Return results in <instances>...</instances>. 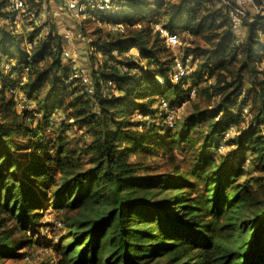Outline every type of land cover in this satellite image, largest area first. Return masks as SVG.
Here are the masks:
<instances>
[{
    "label": "trees",
    "instance_id": "trees-1",
    "mask_svg": "<svg viewBox=\"0 0 264 264\" xmlns=\"http://www.w3.org/2000/svg\"><path fill=\"white\" fill-rule=\"evenodd\" d=\"M111 4L119 8L84 16L101 23L85 44L88 86L64 57L62 34L51 26L54 34L41 35L36 25L17 33L0 0V264L41 242L40 227L55 233L41 220L45 207L60 213L53 264H264V9L247 12L236 43L217 0ZM157 26L196 44L182 54L196 70L176 84L168 78L176 55ZM203 74L214 79L212 92L199 89L216 97L213 107L193 100L178 128L168 126L159 100L185 102ZM15 88L27 98L22 109ZM66 97L67 117L82 130L75 142L72 125L53 118ZM58 123L65 131L47 138ZM223 142L230 156L217 159L211 150ZM181 147L192 151L187 168L156 172L142 162Z\"/></svg>",
    "mask_w": 264,
    "mask_h": 264
},
{
    "label": "built area",
    "instance_id": "built-area-1",
    "mask_svg": "<svg viewBox=\"0 0 264 264\" xmlns=\"http://www.w3.org/2000/svg\"><path fill=\"white\" fill-rule=\"evenodd\" d=\"M7 8L10 12H13L12 23L15 30H19V27L22 26L25 22L30 21V23L36 22L38 26L41 27L40 34L53 33L51 25H43L39 21V11L35 8H30L27 0H5ZM112 0H64L65 6L60 10H54L52 12L53 18H58L62 16H69L76 23L73 28L66 29L62 36L66 40L68 48L64 51V57L68 62H71L75 65L77 76L80 81L90 86L92 84L87 71L85 68L78 66L79 54L75 48V42L82 44H88L90 38L83 32L82 28L78 25L83 19V17L88 12L89 8H95L99 11L118 9L119 6L111 4ZM218 6L221 8L223 14L228 17L229 24L234 35L235 42L238 43L242 41L245 35V24L244 18L247 12L252 11V13H259L264 9V0L260 4H255L254 0H217ZM113 30L122 29L121 24L112 25ZM159 30L161 36L165 40V44L169 51H175L181 44L180 37L178 32L170 33L167 29L161 26L156 27ZM44 32V33H43ZM32 43L25 40L26 50L31 49ZM118 52H115L117 55ZM195 63L193 60L192 54H184L182 57L175 56L174 59V71L168 77L170 84H176L183 78H188L191 74L194 73ZM6 71L10 69L9 64L5 65ZM211 79L213 78L210 77ZM24 80V79H23ZM165 80L159 78L158 82L163 84ZM110 84V82H109ZM112 84V83H111ZM89 93L93 94L94 90L92 86L89 88ZM9 93L12 94L16 101V107L22 109L27 103V98L23 96L22 93L18 92V89L13 90L9 89ZM196 94V89L191 87L189 90V96L193 97ZM159 108L164 112L165 123L172 127L175 123V110L165 99L159 100ZM136 118L141 119L142 114L139 112L136 113ZM48 231V228H45Z\"/></svg>",
    "mask_w": 264,
    "mask_h": 264
},
{
    "label": "rangeland",
    "instance_id": "rangeland-1",
    "mask_svg": "<svg viewBox=\"0 0 264 264\" xmlns=\"http://www.w3.org/2000/svg\"><path fill=\"white\" fill-rule=\"evenodd\" d=\"M28 5L30 6V8H33L31 3L28 2ZM36 5H39L40 11H42V5L44 6V13L42 14V17L40 19L41 23L42 21H44V24H47L48 22H50L51 20H53L54 18L52 17V15L50 13H48L50 11V5L48 2H44L43 0H36ZM34 5V6H36ZM250 10V8H249ZM48 13V15H47ZM85 18L84 25H85V32L86 35L90 38V40H92L94 38L93 35V31L101 26L100 22L97 19H90V17L87 15ZM43 19V20H42ZM84 20V19H82ZM81 20V21H82ZM90 20V21H89ZM73 22V20H72ZM36 23V22H35ZM76 23L75 21L72 23L74 24ZM34 23H30V21L25 22L22 26L19 27V34L21 35H26L29 34V32L32 31V29L34 28V26H38L37 24ZM80 24V23H79ZM76 25V24H74ZM27 28L28 30L24 31V28ZM25 28V29H26ZM55 30L58 32V30L55 28ZM182 29L178 31L179 33V37H180V46L175 50V51H170L172 53V55H177L178 57H182L183 52L185 50L186 47H190V46H195V43H192V38L189 35H185L182 32ZM44 33V32H43ZM45 34V33H44ZM83 46V45H82ZM83 47H81V49H79L80 51V60H79V64L80 67L84 68V64H88V60H89V55H88V49L87 46L85 45L83 50ZM87 49V50H84ZM195 66L197 67V65L195 64ZM196 67H194V70H196ZM202 79L204 80L200 85H198L197 89L198 92L193 96L190 97L188 95V99L185 100V102L178 104V106H173L174 110H175V121L177 120V126L176 128H178V125L181 124V122L183 121V118L185 115H187L189 109H190V103L191 101L195 100L196 103L200 104L201 107H206L207 109H211L214 105V102L216 101V97L215 96H211L210 98H208L205 93H203L202 91L199 92L200 88H208L209 92H212V86L211 87H207L210 86L211 84H213L214 79L210 78L207 74H203L202 75ZM184 88H187V85L184 86ZM69 101V99L66 97L64 98V104L61 108H59L57 111H55L53 118L56 120H64L65 124H71L72 126H70L69 128V135L70 140L72 142H75L78 138L82 137V130L78 129V127L74 124L73 119L68 118L67 115H69V113L71 112V109H65V107L67 106V102ZM141 114V113H140ZM40 116H38L39 118ZM43 120V119H42ZM248 120L249 117L245 116L244 121H241L239 127L245 128L248 124ZM56 122V121H55ZM32 123H36V121L32 122ZM52 127L49 129H46L44 133V135L47 138H52L53 136H55L56 132L58 131H62L64 132L65 130H63L64 126H60L59 123L58 124H54L51 125ZM238 128L236 127H232L231 130H229L227 132V136H225V139L228 140V138L234 136L237 131ZM175 130L177 131L178 129ZM175 130H172L173 132ZM200 131H202L200 129ZM205 131V128L203 129L202 132ZM230 136V137H229ZM232 149V147L228 144H225L224 142L221 143L220 147L217 149H213L211 150V152H213L214 156L219 159L220 157H228L230 156V150ZM169 150V149H168ZM192 154V151L190 149H183L181 148H176L174 151L172 152H164L162 153V150H156L155 152H153V154L149 155V156H141V158L143 159V163L146 165H151L152 168L156 171V172H165L167 170H172L175 166L177 165H181L183 168H187V166H189L190 164V156ZM139 156L134 155L133 158H137L138 159ZM43 212V216L41 218V220L44 223H54L56 229H54L55 233L50 232L49 230L46 231V229L44 228H39L38 233L36 234L37 238H40L41 242L36 243L33 246L28 247L27 250L24 251L23 256L21 255V258L19 257L18 259H8L6 261L5 264H53L54 261V251H53V245L57 242V238H58V234L60 233L61 230H59L60 228V223H59V217H60V213L54 211V209L52 207H48L46 209V207L42 210ZM57 234V235H56Z\"/></svg>",
    "mask_w": 264,
    "mask_h": 264
},
{
    "label": "crops",
    "instance_id": "crops-1",
    "mask_svg": "<svg viewBox=\"0 0 264 264\" xmlns=\"http://www.w3.org/2000/svg\"><path fill=\"white\" fill-rule=\"evenodd\" d=\"M43 1L49 3L50 11L48 13H50L51 15H52V12L54 10H60V9H62L65 6L64 0H43ZM41 10L42 11H40V13H39V21H40V19L42 17V14L44 13V6L43 5H42V9ZM48 13H47V15H48ZM72 20H73L72 18H70L69 16L66 15V16L54 18L53 20H51L47 24L53 26L54 28H56L60 34H63L66 29H70V28H73L75 26L74 25L75 23L72 24L74 22V20H73V22H72ZM33 23L36 24L35 22H33ZM42 24L46 25V24H44V21H42ZM25 28H24V31L28 30L27 28L26 29ZM15 31L17 33H19L18 32L19 30L18 31L15 30ZM74 44H75V48H76L77 52H80L79 49H81V47L84 48V46H85V44H82V43H79V42H75ZM83 48H82V50H83ZM84 50H87V49H84Z\"/></svg>",
    "mask_w": 264,
    "mask_h": 264
}]
</instances>
